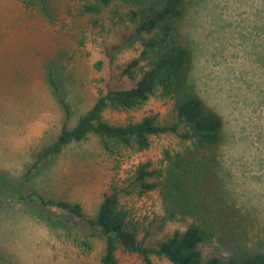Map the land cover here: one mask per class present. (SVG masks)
<instances>
[{
    "label": "rangeland",
    "instance_id": "rangeland-1",
    "mask_svg": "<svg viewBox=\"0 0 264 264\" xmlns=\"http://www.w3.org/2000/svg\"><path fill=\"white\" fill-rule=\"evenodd\" d=\"M26 1L32 0H0V264H99L102 241L94 239L88 250L75 240L86 239L88 231L76 224L65 234L49 229L46 219L51 215L30 199L32 191L78 202L93 215L113 181L120 184L139 163L157 165L162 150L176 139L153 138L148 150H127L115 158L91 136L32 169L37 153L54 141L64 122L46 81L48 71L57 77L72 125L99 90L130 86L117 79V67L135 57L139 46L120 52L110 63L105 49L119 42L124 27L114 28L104 16L98 20L103 26H94L91 17L80 13L78 0H44L51 18L42 0H33L28 8ZM191 1L198 5L187 35L195 53L192 81L224 118L229 138L220 153L222 189L237 207L255 216L264 233V64L256 59L264 48V36L258 33L264 31V15L255 8L264 0ZM169 104L151 99L136 111L108 110L104 117L110 122L139 120L166 114ZM121 202L140 217L162 214L155 193L134 192ZM183 227L168 222L153 240ZM117 257L118 264H142L135 255L118 252ZM153 261L170 264L164 258Z\"/></svg>",
    "mask_w": 264,
    "mask_h": 264
},
{
    "label": "trees",
    "instance_id": "trees-1",
    "mask_svg": "<svg viewBox=\"0 0 264 264\" xmlns=\"http://www.w3.org/2000/svg\"><path fill=\"white\" fill-rule=\"evenodd\" d=\"M32 1H26V8ZM78 1L80 13L91 17L94 26L102 27L98 20L104 16L114 28L124 27L119 42L105 49L110 63L120 52L139 46L135 57L117 67V79L130 86L107 85L99 90L94 103L69 125L70 108L50 69L46 81L63 109L64 122L54 141L37 153L32 169L91 136L104 153L115 158L127 150L146 151L153 138L161 136H173L176 143L162 150L157 165L139 163L121 185L113 181L93 215H87L78 202L32 191L30 199L51 215L46 219L49 229L65 234L76 224L88 231L86 239H75L88 250L94 239L101 240L99 264H118V252L135 255L142 264H155L154 257L170 264H264V233L259 221L237 207L222 189L220 153L229 139L225 120L200 96L192 81L195 53L187 35L197 19L196 1ZM42 4L51 18L48 3L42 0ZM255 8L264 15V5ZM258 33L264 36V31ZM256 59L264 64V48ZM101 64L99 61L96 67ZM151 99L170 103L168 112L151 113L139 120L129 117L123 122L104 117L108 110L136 111ZM134 192L138 196L155 193L162 214L137 216L121 202ZM168 222L184 227L153 240Z\"/></svg>",
    "mask_w": 264,
    "mask_h": 264
}]
</instances>
